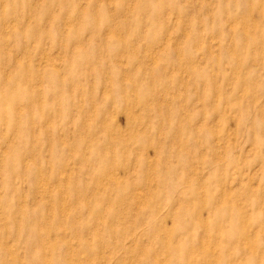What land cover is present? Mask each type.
<instances>
[{
    "label": "rangeland",
    "instance_id": "obj_1",
    "mask_svg": "<svg viewBox=\"0 0 264 264\" xmlns=\"http://www.w3.org/2000/svg\"><path fill=\"white\" fill-rule=\"evenodd\" d=\"M0 264H264V0H0Z\"/></svg>",
    "mask_w": 264,
    "mask_h": 264
}]
</instances>
